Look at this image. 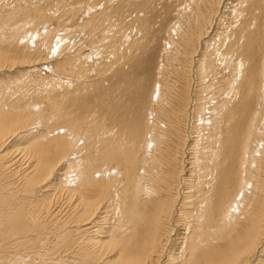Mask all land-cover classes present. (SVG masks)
<instances>
[{"label":"bare ground","instance_id":"obj_1","mask_svg":"<svg viewBox=\"0 0 264 264\" xmlns=\"http://www.w3.org/2000/svg\"><path fill=\"white\" fill-rule=\"evenodd\" d=\"M26 1L0 24V264H264V0H189L153 78L116 84L140 5ZM51 8L105 20L88 53Z\"/></svg>","mask_w":264,"mask_h":264},{"label":"rangeland","instance_id":"obj_2","mask_svg":"<svg viewBox=\"0 0 264 264\" xmlns=\"http://www.w3.org/2000/svg\"><path fill=\"white\" fill-rule=\"evenodd\" d=\"M21 1V5H22V7H25L26 5H27V1L26 0H20ZM36 1V0H35ZM41 1V0H40ZM70 0H68L67 1V3H70V4H72V3H74V2H77V4L79 3V4H81L82 5V3H80L81 1H85L86 2V0H71L70 2H69ZM79 1V2H78ZM114 1H116V0H114ZM129 1V0H128ZM175 1H177V2H175ZM84 2V3H85ZM96 2V3H95ZM94 2V4L97 6V9H100V8H102L103 7V5H104V1H99V0H97V1H95ZM130 3H136V5H140L141 6V8L139 7V13H141V11H142V15L144 16V17H146V18H144V20L143 21H145L146 20V22L147 23H145L146 24V26L145 27H141V29H143V28H145V29H147L148 30V32L145 34V36H144V38H143V35H142V38H143V40H145V43L144 42H141L142 44H140V46L139 47H141L140 49H137V50H135L134 52H131L130 53V56H132V57H128L127 59H130L128 62H126V65L124 66V65H121L120 67H118V69H116L115 70V72L113 73V74H109L108 73V75H107V79H104L105 80V82H104V80H103V82H102V84L103 83H105V84H107L109 81V79L108 78H110L111 80H112V82L114 83V84H116L117 82V80L118 81H120V78L121 77H123V79L126 77L125 76V74L126 75H132V76H135L136 77V79L137 80H150V79H152L153 78V76H154V73H153V71H154V68H155V66H156V63H157V60H159V57H160V55H161V50L163 49V48H167L168 49V47H167V41L165 40V38H166V35H165V33H166V30H167V28L168 27H171V24L173 23V22H175L176 21V19H177V17H179V14L182 12L181 10H182V7L183 6H185V5H187L188 3H189V0H148V1H146V0H130L129 1ZM143 2V3H142ZM152 2V3H151ZM99 3V4H98ZM114 3H116V2H114ZM137 3H140V4H137ZM148 3H151V4H153V5H151V4H149L148 5ZM155 3V4H154ZM14 4V0H0V24H1V22H5V21H9L11 24L12 23H19L18 24V26H20V28L22 27V25L24 24V20H28L29 19V16H28V18H22V17H20V15L19 14H17L16 15V13H12V11H20L19 10V8H16V9H13L12 8V5ZM45 4V10H49V6H47L48 4L47 3H44ZM69 4V5H70ZM75 4V3H74ZM77 4H75V5H77ZM77 5V6H80V5ZM88 4V3H87ZM86 3L84 4V5H87ZM98 4V5H97ZM143 4V5H142ZM74 5V6H75ZM146 5V6H145ZM148 5V6H147ZM76 6V7H77ZM96 6H95V9H96ZM98 6H99V8H98ZM69 7H73V4H72V6H69ZM145 7H147V8H145ZM157 7V8H156ZM223 9V8H222ZM179 10V11H178ZM144 11V12H143ZM50 12L53 14V15H51V19H50V21H49V26H51V24H53L52 26H51V28H53V29H55L56 31H57V37L59 38V40L61 39L62 40V43H63V40L64 39H68V41H72V42H79L81 45H82V47L80 46V48H81V50H80V52H84V53H88V51H89V46H90V44H89V42H90V40L88 39L89 38V36H91L92 37V31L93 30H95L96 28H98V27H101V25H102V23H103V20L104 19H101V21H98L97 23H95V24H93L91 27H93V28H95V29H80V30H78V31H76V32H74V33H72V34H66L65 32H63V31H61V27L59 28V25H61V24H56V20H57V17H59V16H61V14L62 13H56V12H54L53 11V9L51 8L50 9ZM56 13V17H53L54 16V13ZM81 12H82V10H81ZM88 11H86V12H82V15L83 16H80L79 18H78V15L76 16H74L73 18H74V20L72 21V23H78V25H81V18L83 17V18H86L87 16H88V13H87ZM178 12H180V13H178ZM126 14H127V16H126ZM129 14L131 15V17L129 16ZM145 14H146V16H145ZM11 15H16V16H14V18H15V20L13 21L12 20V17H11ZM79 15H80V13H79ZM86 15V16H85ZM134 14H132L131 12H126L125 13V21L127 22H132V17H135L137 14H135L134 16H133ZM182 15V14H181ZM128 16L130 17V18H128ZM50 18V17H49ZM127 18H128V20H127ZM262 18L261 17H259V26H260V29L261 30H263V28H264V26L262 25V20H261ZM75 20H78V22L77 21H75ZM215 20V19H214ZM105 21V20H104ZM54 22V23H53ZM59 22L60 23H62V21H60L59 20ZM127 22V23H128ZM134 22V21H133ZM218 20L214 23V26H213V28H212V30H211V33L212 34H214V31H216L217 30V28H218ZM72 23H67V24H71L72 25ZM91 23V22H90ZM94 23V22H93ZM260 23H261V25H260ZM48 24V23H47ZM131 24V23H130ZM148 24V25H147ZM216 24V25H215ZM1 26V25H0ZM135 26V25H134ZM133 27V26H132ZM147 27V28H146ZM27 28V26H23L22 27V30H24V29H26ZM81 28V27H80ZM134 28L135 27H133L132 28V32L130 33V31H131V29L127 32V34L129 33L130 35L129 36H132L133 35V33L135 32V30H134ZM137 30H138V28H137ZM96 31V30H95ZM97 33H98V31H96ZM146 32V31H145ZM165 32V33H164ZM143 34V33H142ZM95 36H97L98 37V34L97 35H95ZM94 36V37H95ZM92 37V40L91 41H94V39H97V37ZM131 38V37H130ZM133 38V37H132ZM208 38V37H207ZM207 38H205L206 40L205 41H207ZM57 38H55V40H56ZM85 40V41H84ZM84 41V42H83ZM88 43H87V42ZM205 41H202V42H205ZM203 43H201V45H202ZM58 45V44H57ZM58 47V46H57ZM57 47H55V49L57 48ZM196 47H198V45L196 46ZM195 47V48H196ZM88 49V50H87ZM198 49V51H197V54H195V59H197L198 58V56H199V47L197 48ZM64 56L66 55V54H63ZM98 59V58H97ZM132 60V61H131ZM156 60V61H155ZM145 63H143V62ZM154 61V62H153ZM147 62H151V64L149 65V69L148 68H145V65L147 64ZM153 62V63H152ZM59 63H61V62H59ZM128 63H130V64H128ZM56 63H52V64H50V66H53V65H55ZM123 66H124V68H123ZM35 70H36V68H34ZM33 68H31L30 69V71H32V70H34ZM41 69V68H40ZM131 69H132V71H131ZM143 69H144V71H143ZM145 69H146V71H145ZM134 70V71H133ZM21 70L20 69H18V70H16V72L13 74V75H15V74H17L18 72H20ZM41 71V70H40ZM148 71H149V73H148ZM129 72V73H128ZM44 73V71H42L41 72V74H43ZM119 73V74H118ZM131 73V74H130ZM144 73H145V76H144ZM116 74V75H115ZM37 74H35V76H36ZM114 75V76H113ZM121 75V76H120ZM150 75V76H149ZM2 76V75H1ZM35 76H33V78L35 77ZM14 77H17V76H14ZM117 78V79H116ZM106 80H107V82H106ZM86 81V80H85ZM122 84V83H121ZM105 88H106V86H105ZM83 95H85V98H86V100H87V103H89V102H91L92 101V97H93V91H91L90 89H88V88H86L85 90H84V92L82 93ZM90 98H91V100H90ZM66 259V258H65Z\"/></svg>","mask_w":264,"mask_h":264}]
</instances>
